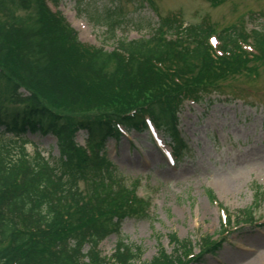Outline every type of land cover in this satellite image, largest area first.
Returning a JSON list of instances; mask_svg holds the SVG:
<instances>
[{
  "label": "trees",
  "instance_id": "trees-1",
  "mask_svg": "<svg viewBox=\"0 0 264 264\" xmlns=\"http://www.w3.org/2000/svg\"><path fill=\"white\" fill-rule=\"evenodd\" d=\"M180 21L175 14L159 16L158 28L151 25L148 37L117 39L108 52L80 43L46 0H0V61L20 74L17 80L6 78L0 68V264H177L162 252L141 262V247L121 238L124 216L143 219L147 213L141 201L130 198L125 180L108 160L106 139L117 138L118 122L145 128L142 116L148 114L178 150L170 105L180 95L197 101L193 86L202 88L209 77L248 73L252 62L264 61V24L250 33L240 26L215 32L202 23L183 26ZM96 22L112 41L116 26L111 15L102 14ZM213 34L220 55L208 44ZM95 85L105 93L143 98L132 101L128 112H107L92 120L58 115L42 101L51 97L56 103L58 92L73 98ZM77 129L86 131L83 146L74 140ZM36 133L55 138L57 157L26 151L29 135ZM81 182L92 192L90 201L82 197ZM109 235L117 241L106 258L98 246ZM168 239L177 249L187 245L175 234Z\"/></svg>",
  "mask_w": 264,
  "mask_h": 264
},
{
  "label": "rangeland",
  "instance_id": "rangeland-1",
  "mask_svg": "<svg viewBox=\"0 0 264 264\" xmlns=\"http://www.w3.org/2000/svg\"><path fill=\"white\" fill-rule=\"evenodd\" d=\"M57 1L52 8L63 14L79 40L107 51L115 47L118 38L148 37L157 16L181 15L187 24L202 23L214 31L240 24L249 30L264 22V0H150L152 5L148 0ZM102 14L111 15L116 26L112 41L107 39L105 26H97ZM251 67L248 73L211 77L215 87L205 92L199 89L206 96L201 103L181 100L174 106V118L186 144L185 157L175 166L169 165V149L154 130V141L146 132L130 130L125 139L108 143L107 157L132 186V192L150 204L149 218L127 216L122 221L125 242L143 251L141 262L162 252L173 256L177 264H190L206 248L203 242L207 238L211 237V243L220 239L217 233L225 224L221 204L232 216L238 210L255 207L253 217L259 221L255 228L241 230L230 223L224 230L227 237L222 248L216 255H205L199 263L264 264V61L252 62ZM0 68L6 78H19V70L10 63L0 61ZM3 85L0 83L1 88ZM80 90L81 94H73V98L68 92H58L56 103L51 97L42 101L58 115L92 120L107 112H128L132 101L143 98L132 99L114 90L105 93L102 85ZM74 134L76 142L82 143L85 131ZM41 136L34 134L26 151L31 154L38 150L45 158L54 159L58 156L55 138ZM79 189L84 200L92 199L90 188L83 182ZM169 234L187 245L178 250L169 241ZM115 243L114 236L106 238L100 244L101 255L109 258Z\"/></svg>",
  "mask_w": 264,
  "mask_h": 264
}]
</instances>
